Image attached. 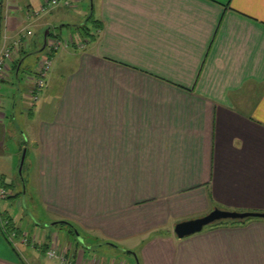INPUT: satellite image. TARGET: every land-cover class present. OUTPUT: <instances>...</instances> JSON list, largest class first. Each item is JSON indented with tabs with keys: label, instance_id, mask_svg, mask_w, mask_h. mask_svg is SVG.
Segmentation results:
<instances>
[{
	"label": "crops",
	"instance_id": "1",
	"mask_svg": "<svg viewBox=\"0 0 264 264\" xmlns=\"http://www.w3.org/2000/svg\"><path fill=\"white\" fill-rule=\"evenodd\" d=\"M92 3L104 25L97 39L84 47L63 39L58 28L80 34ZM86 4L66 23L48 18L67 8L37 20L70 45L50 54L33 104L38 65L25 82L21 72L40 39L26 41L17 0H0V44L4 34L20 40L0 77V188L3 180L14 184L11 194L21 187L16 170L30 150L39 196L74 261L95 256L90 236L134 254L135 264H264V218L175 233L177 223L215 208L264 212V0H90L82 16ZM2 86L28 88L11 102ZM18 108L31 119L16 146L7 122ZM13 200L0 199V264H43L22 242L36 235L21 226ZM10 218L23 231L16 249L3 226ZM58 237L36 245L50 248Z\"/></svg>",
	"mask_w": 264,
	"mask_h": 264
},
{
	"label": "rangeland",
	"instance_id": "2",
	"mask_svg": "<svg viewBox=\"0 0 264 264\" xmlns=\"http://www.w3.org/2000/svg\"><path fill=\"white\" fill-rule=\"evenodd\" d=\"M44 0H17V5L18 6H22L23 7V14H25V27H24V32L26 33V30L29 28L33 31V35L32 36H26V41L29 42V39H36L39 38L40 41L37 42L38 44H36L33 47H28L27 48V54H26V60H25V66L24 68H22V72H21V76H22V82L26 81V77H28V74H32L35 71V69L37 68L38 62L42 59L41 55L42 53H45V50L42 52L37 53L38 51L35 49L40 48L43 45V36L45 33V29L46 28H42L40 25H38L39 21H37L39 18H45V16H47V14H42V15H38L36 17H30L31 14H26V11L28 10L27 7H31L32 8H38L41 3H43ZM85 3H87V8H85V11L82 12L81 14H83L82 16H85L86 14H88L89 8L88 5L90 4V0H85ZM67 12L64 13H60L58 15H56L55 17L50 16L48 18V20L54 21L55 19V23L57 24H61V23H66L71 21V16L70 14H74L75 12H79L78 9L75 8H67ZM32 11V10H31ZM54 23V24H55ZM59 32L62 36L63 39H69L71 36L74 37V28L71 26H64V27H60L58 28ZM69 30V31H68ZM56 31V29H55ZM71 33V34H70ZM78 36V35H77ZM34 76V75H33ZM16 85H19L18 82H15ZM2 90H4L3 95L8 98L11 102H15V100H22L24 98V94L27 91L28 86H2ZM30 94V92H29ZM30 100L31 102H33L34 104V100L33 97L30 96ZM42 100V96L39 100V102H41ZM38 103V102H37ZM23 106H25L23 103H21ZM20 108L17 109V115L14 116V120H12V123L8 124V141L9 142H14L16 146H18L19 144H23L25 142V135L22 132L23 129L25 128V122L27 120H30L31 117H29L28 114H26L25 112H23V115L20 114ZM7 111V110H6ZM23 111H25L23 109ZM15 115V114H14ZM29 118V119H28ZM25 121V122H24ZM11 128L12 130H14V134L15 135H11ZM30 151V150H29ZM28 151V158L26 160L25 166H24V170H23V177L25 178L26 182H27V186L26 184H22L19 181V184L21 185V187L19 186L17 188V191H22V197L19 198L18 201H20L21 203V207L18 205V201L14 200L11 202L12 207L14 208V211L16 213V215L19 217V222L21 224V226L26 229H32V235L35 236V239L37 240H41V242L43 243L44 241V237H49L51 235H53V233H56L59 237V244L63 247L65 245V242L63 240V236L65 234L64 231L59 230L58 228H55L52 225V222L50 221V215L47 214L46 212V208L44 207L42 200L39 196V191H38V185L37 182L35 181V173L36 171L34 169L31 168V160H32V155L31 153H29ZM26 154H27V150H26ZM23 155V154H22ZM26 158V157H25ZM17 176H20L19 173V166L16 170ZM31 179V183L29 182V180ZM9 195V194H8ZM24 197V199H23ZM16 200V199H15ZM254 219V218H252ZM21 220V221H20ZM207 228V226L205 227ZM71 237V241L74 240V238L72 237V235H70ZM87 238V240L90 242L91 246H88V253H90L91 255H95L96 257H101V258H106V259H115L118 260V262L122 263V264H135V260H134V254H128L127 252L124 251H118L117 249H114L111 246H108L107 244H101L98 243L96 241H94L93 239H90V236L85 237V239ZM48 239V238H47ZM40 242V243H41ZM53 241H50V244L52 245ZM29 252H32V250H35V253L39 252L40 255V260L43 264H52V263H57V264H68V263H63L61 262L58 258H49L48 255H45V252L42 251H37L36 249H34V245L31 246L28 245ZM92 249V251H91ZM31 250V251H30ZM132 253V252H131Z\"/></svg>",
	"mask_w": 264,
	"mask_h": 264
},
{
	"label": "built area",
	"instance_id": "3",
	"mask_svg": "<svg viewBox=\"0 0 264 264\" xmlns=\"http://www.w3.org/2000/svg\"><path fill=\"white\" fill-rule=\"evenodd\" d=\"M81 0H45L41 6L33 11L27 12L28 16L36 17L38 15H44L52 12L53 10L60 8H77ZM33 31L27 29L24 36H32ZM78 35V36H77ZM75 42L80 46L84 47L86 45V39L82 37L79 33L75 34ZM19 44L20 40L9 41V37L4 34L2 37V42L0 44V77H2L5 72L10 68V61L18 57L19 54ZM70 45L69 41L63 40L58 37H50L47 41L45 51L46 53L42 56V59L38 62L37 76L34 85L31 89V96L34 102H38L41 98L42 92L46 87L47 78L52 67V59L50 54L55 53L63 48ZM9 192L3 188H0V199H6ZM8 224V220L4 221V227ZM8 239L12 242L15 247H18V242L16 241L17 232H8ZM30 239L28 237L23 238L22 242L28 243ZM52 246L48 249L47 255L49 258H58L63 263H74L76 264H122L115 259H105L96 256L93 257H81L74 261L73 256L69 254V247L61 246L57 239L53 240ZM31 243H36L35 239H31Z\"/></svg>",
	"mask_w": 264,
	"mask_h": 264
},
{
	"label": "water",
	"instance_id": "4",
	"mask_svg": "<svg viewBox=\"0 0 264 264\" xmlns=\"http://www.w3.org/2000/svg\"><path fill=\"white\" fill-rule=\"evenodd\" d=\"M93 8L94 6L92 3L91 11L83 23H86V21L91 16V14H93ZM49 33H50V29L47 28L44 34V45L42 49L46 47L47 38L49 36ZM25 157H26V150H24L23 152L20 166H19V173L22 179H23V166L25 163ZM248 218H264V212L235 211V210H225L221 208H215L214 210H212L210 213H208L207 215L203 217L185 220V221L177 223L175 226V233L177 234L178 237L183 238L185 236H189V235L201 232L206 226L211 225L221 220H245Z\"/></svg>",
	"mask_w": 264,
	"mask_h": 264
},
{
	"label": "trees",
	"instance_id": "5",
	"mask_svg": "<svg viewBox=\"0 0 264 264\" xmlns=\"http://www.w3.org/2000/svg\"><path fill=\"white\" fill-rule=\"evenodd\" d=\"M103 27H104V25H103L102 21L95 19L94 14H91V16L88 18L86 23L80 25L78 30L80 31V34L86 40H95L99 36L100 31L103 30ZM49 29H50V33H49V36L47 38V41L49 40V38L52 34L51 28H49ZM44 50H45V48H44ZM24 166H25V164H24ZM24 166H23V170H24ZM21 180L23 181V184L26 182L24 177H23V179L21 178ZM1 186L9 192V195L7 198L19 199L20 197H22V194H23L22 191H17L15 194H11V192H12L11 189H13L15 187L12 182H6L3 180L1 183ZM8 220H9V222L6 226L7 229H9V231L17 232L18 235H20V234L22 235L23 231L20 227H18L16 225V221H14L13 218H10ZM227 221L239 222L242 220H221V221H218L217 223H222V222H227ZM55 225L66 226L72 234L75 232V227L70 222L60 221V222L55 223ZM29 243H31V240L29 241ZM35 245H36V243H35ZM36 246L39 247L43 252H47L49 249V246L47 244H43V245L37 244ZM14 249H16V247H14Z\"/></svg>",
	"mask_w": 264,
	"mask_h": 264
}]
</instances>
